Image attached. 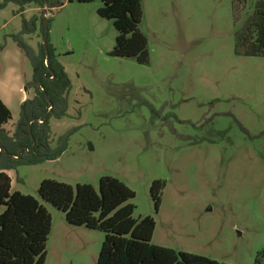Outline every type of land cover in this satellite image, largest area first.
<instances>
[{
    "label": "rangeland",
    "instance_id": "374dc122",
    "mask_svg": "<svg viewBox=\"0 0 264 264\" xmlns=\"http://www.w3.org/2000/svg\"><path fill=\"white\" fill-rule=\"evenodd\" d=\"M259 1L245 0L236 22L232 0H142L145 65L110 56L117 32L98 16L100 0L0 8V82L12 113L5 131L14 133L20 88L33 75L15 36L38 53L46 20L71 82L67 117L49 122L52 149L69 135L65 152L8 171L11 192L34 197L51 215L45 264H97L105 235L68 225L38 195L41 182L98 190L102 177L134 192V219H154L151 244L223 264H264V56L234 52L235 33ZM22 21L30 34L21 36ZM155 181L165 183L157 211Z\"/></svg>",
    "mask_w": 264,
    "mask_h": 264
},
{
    "label": "trees",
    "instance_id": "16d2710c",
    "mask_svg": "<svg viewBox=\"0 0 264 264\" xmlns=\"http://www.w3.org/2000/svg\"><path fill=\"white\" fill-rule=\"evenodd\" d=\"M49 1L4 0L0 8L8 4L20 8L31 3L43 6ZM95 1L69 0L81 4ZM100 1L102 7L97 11L98 16L111 21L117 32L110 56L132 58L138 64H148V42L139 31L143 18L142 0ZM244 6L245 0H232L236 22ZM42 21L44 42L48 26L46 20ZM22 24L21 36L30 34L26 28L28 22L22 21ZM13 40L32 66L33 78L27 87L34 89V97L21 104L19 121L12 135L5 131L12 120V113L0 99V147L4 150L0 154V209L3 208L0 213V264H45L46 244L52 228L51 215L34 197L11 192V179L5 171L56 160L65 152L69 135L60 137L57 148L52 149L49 122L52 118L61 120L67 117L71 82L64 67L56 61L49 43L50 58L47 60L43 44L35 53L20 36ZM234 52L245 57L264 56V0L259 1L235 33ZM38 121L44 123L39 124ZM13 156H18V159H13ZM164 187L162 181H155L150 187L155 211L160 206ZM38 195L62 212L68 225L105 235L97 264H223L151 244L156 226L154 219L150 216L134 219L135 208L130 201L135 194L117 179L102 177L98 190L89 185L72 187L44 180L38 188Z\"/></svg>",
    "mask_w": 264,
    "mask_h": 264
},
{
    "label": "crops",
    "instance_id": "0c3cea01",
    "mask_svg": "<svg viewBox=\"0 0 264 264\" xmlns=\"http://www.w3.org/2000/svg\"><path fill=\"white\" fill-rule=\"evenodd\" d=\"M29 10H25L23 13H21V15L26 14ZM33 70V69H32ZM33 78V75H32ZM20 93L22 94V100L21 103H23L25 100L27 99H32L34 97V89L32 87H27L25 86L24 90L22 88H20ZM0 99L2 100V102L9 108V103L11 102V94H10V90H7L4 88V86L2 85V82H0ZM11 123V122H10ZM9 123V124H10ZM8 124V125H9ZM7 125V126H8ZM13 171V170H12ZM5 173L10 177L11 179V185H12V178L9 174L8 171H5Z\"/></svg>",
    "mask_w": 264,
    "mask_h": 264
},
{
    "label": "water",
    "instance_id": "95a60500",
    "mask_svg": "<svg viewBox=\"0 0 264 264\" xmlns=\"http://www.w3.org/2000/svg\"><path fill=\"white\" fill-rule=\"evenodd\" d=\"M47 32H48V31H47ZM43 45H44V47H45L47 60H49V58H50V54H49V50H48V37H47V34H46V36H45V38H44Z\"/></svg>",
    "mask_w": 264,
    "mask_h": 264
},
{
    "label": "built area",
    "instance_id": "2783aa9c",
    "mask_svg": "<svg viewBox=\"0 0 264 264\" xmlns=\"http://www.w3.org/2000/svg\"><path fill=\"white\" fill-rule=\"evenodd\" d=\"M52 79V77H51ZM41 89V88H40ZM39 124H43L44 122L43 121H38ZM3 149L0 147V154L3 153ZM27 151V150H26ZM13 159L17 160L18 159V156H13Z\"/></svg>",
    "mask_w": 264,
    "mask_h": 264
}]
</instances>
